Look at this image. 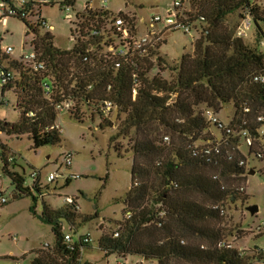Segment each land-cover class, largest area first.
<instances>
[{"label":"trees","instance_id":"trees-1","mask_svg":"<svg viewBox=\"0 0 264 264\" xmlns=\"http://www.w3.org/2000/svg\"><path fill=\"white\" fill-rule=\"evenodd\" d=\"M2 1L15 4V0ZM189 3L192 7L208 5V12L191 17L193 30L198 34L193 54L180 58L172 69L175 76L170 81L149 73L162 63L158 47L137 58L135 69L129 65L115 68L100 53L109 38L107 34L89 37L83 32V43H72L71 49L61 50L54 46L52 35L42 24L44 20L31 24L28 17L16 18L23 23L26 34L32 35L30 46L45 70L34 72L22 60L11 61L10 68L0 65V71L11 74L7 84L1 86L2 95L11 89H20L22 93L21 102L16 98L14 106L20 114L18 121L13 124L0 121V133L14 137L28 135L33 149L56 145L59 132L50 127L55 124L58 114L54 106L61 96L74 100V112L68 116L76 122L82 123L83 117L108 122L109 125L100 123L99 129L112 123L101 116L99 107L104 101L112 102L117 109L116 120L120 115L123 118L109 141L118 151L117 142L127 140L126 153L131 156L130 189L122 202V221L114 232L99 237V251L105 257H137L149 264L173 261L174 264H253V260L264 261V253L254 249L244 250V255H240L235 247L218 246L220 242L226 243L225 239L232 234L213 223L223 213L217 203L228 200L234 204L242 193L238 188L224 190L220 177L244 179L250 171L255 173V169H247L249 157L264 161V136L259 133L264 130V83L253 81L255 76L264 75V48L259 47L264 41L259 26L264 22V10L253 0H189ZM54 4L61 11L64 8L74 11L75 0H51L48 5H38L32 0L25 11L30 16L35 6ZM77 13L86 26L91 23L101 29L112 17L108 11L85 9ZM231 13H237V23L233 26L224 20ZM245 16L249 17L254 31V44L250 47L234 36ZM123 19L132 28L135 26L134 18ZM90 49L94 51L88 53ZM10 69L17 70L18 75V81L12 85L14 74ZM132 74L137 77L135 99L131 96ZM45 79L50 83V99L44 96L41 86ZM227 105L233 107L227 125L207 122L204 111L210 110L215 116ZM211 126L219 130L218 137L211 132ZM243 131L251 141L250 146L241 135ZM10 158L5 146L0 144L1 172L9 179L13 195L29 196L24 178L9 170L13 162ZM205 169L218 173L209 178ZM39 176L38 173L32 186L37 192ZM64 180L66 184L70 181L69 177ZM191 194L213 204L206 206L192 199ZM155 204L159 207H153ZM37 217L50 226L54 244L36 250L31 264H88L81 263V255L91 248L90 237L80 236L73 241L72 235L63 233V226L68 225L71 232L75 226L96 218V214L81 215L73 198V203L56 210L42 204Z\"/></svg>","mask_w":264,"mask_h":264},{"label":"rangeland","instance_id":"rangeland-1","mask_svg":"<svg viewBox=\"0 0 264 264\" xmlns=\"http://www.w3.org/2000/svg\"><path fill=\"white\" fill-rule=\"evenodd\" d=\"M30 3L32 0H19ZM51 1V0H49ZM56 2L60 0H54ZM101 1L107 2V11L112 16L119 14L134 18L139 34H144L150 29L152 16H160L165 19L167 11L174 2H182V7L190 17L208 12V5L203 7H192L189 0H75L74 11L59 10V5L35 6L33 15L27 18L31 24L44 20L47 26L52 27L50 34L53 37V44L56 48L65 50L71 49L72 21L67 19L77 11H82L86 3L90 8L96 10ZM264 10V0H253ZM225 23L233 26L237 23V13H231L225 17ZM260 29L264 32V22L259 23ZM154 29L162 33V42L157 48V53L162 59L160 67L154 66L149 72L150 75H158L166 81L175 76L180 58L183 55L193 54V44L198 34L191 30L190 33L182 31H170L161 25H154ZM7 32V33H6ZM254 31L249 28L243 42L247 46L254 44ZM0 47H10L13 52L4 57L0 52V65L9 67L11 61L21 60V56L30 53L32 35L26 34V29L18 19H9L6 27L0 26ZM24 63L28 60L22 59ZM10 68V67H9ZM14 74L13 82L18 81L17 70L10 69ZM0 98L7 101V104L0 105V121L9 124L16 123L19 119V111L15 109L17 102H21V90L11 89L1 93ZM199 109H203L200 107ZM233 116V107L227 105L218 114L216 119L227 125ZM118 121L117 117H111L110 126L99 129V124L109 125L107 121L93 118L92 121L82 118V123L76 122L68 114L57 115L55 124L60 128L59 143L48 145L38 149L32 148V141L28 135L18 137L7 136L0 133V144L5 146L6 155L12 157L13 162L9 170L18 173L24 178V187L30 189L29 196L13 198V187L9 179L2 174L0 161V193L7 200L5 205H0V264H13L18 261L20 264H31L34 253L43 245L52 247L54 238L50 226L38 219L41 213L42 204L48 205L51 209L63 207L62 199L75 198L79 213L83 216L96 218L84 224L72 228L69 232L68 225L64 224L63 233L72 235V240L80 236H89L90 249L84 250L81 255V263L88 264H149L137 257H105L97 247L98 239L102 234H110L116 230L118 223L122 221L124 213L123 199L130 189V168L131 156L127 151V140H119L118 151L109 139L114 135ZM103 125V126H104ZM214 136H219V130L211 126ZM69 160L66 166V160ZM247 169H255L254 175H247L244 179L220 177V186L227 191L235 188L241 189L238 200L232 204L228 200L218 202L223 213L213 223L215 227L221 228L225 233L232 236L225 239L237 249H244L247 252L257 249L264 251V161H258L252 157L248 158ZM39 173V192L32 189L34 180L32 175ZM206 175L210 178L218 172L213 169H205ZM49 174L62 175L53 183H47ZM65 178L70 179L66 184ZM220 190V189H219ZM191 198L210 206L213 203L205 200L200 195L191 194ZM32 199H35L33 202ZM159 204L153 207L157 208ZM257 207V212L251 215L247 208ZM34 207V212L32 208ZM197 242V241H196ZM247 257H250L248 254ZM152 264V263H150ZM170 264H174L170 262ZM253 264H264V261L253 260Z\"/></svg>","mask_w":264,"mask_h":264},{"label":"built area","instance_id":"built-area-1","mask_svg":"<svg viewBox=\"0 0 264 264\" xmlns=\"http://www.w3.org/2000/svg\"><path fill=\"white\" fill-rule=\"evenodd\" d=\"M35 4L38 5H48L49 0H33ZM27 3L25 1L15 0V4L10 5L5 1L0 0V26L6 27V23L9 19L18 18L26 19L29 17V13L25 11ZM70 8H64L63 11H69ZM88 9L91 11H107V2L101 1L99 8L93 10L90 8V4L87 2L83 10ZM82 10V11H83ZM123 17L125 15L119 14L116 17L112 16L104 26V29L97 28L91 23L86 26L85 20L79 17V14L75 12L73 17L67 15V19L72 21V30H71V41L75 45L83 43L82 33H86L89 37L101 36L104 34L108 35V39L101 46L102 51L101 57L105 60L113 63L115 68H119L121 65H129L132 69L136 68L135 60L137 58H142L148 55L149 51H152L162 42V33L154 29V25H161L164 29L170 31H182L183 33H190L193 30L194 25L190 22L191 17L182 7V2H174L172 7L167 11V16L165 19H162L160 16H152L149 23L150 29H148L144 34H139L137 31V26L132 28L128 22H126ZM196 18V17H195ZM198 20H203L200 16H197ZM43 26L47 31H52L51 26H47L45 22H42ZM251 22L248 16H245L241 19L235 30V38L244 39L246 38V32L251 28ZM2 37H0L1 40ZM260 48H264V41L259 44ZM93 49L88 50V53L93 52ZM0 52L4 55H11L13 50L10 47L1 48ZM26 59L27 65L34 72H42L45 70L43 63L36 61V54L32 50L30 53H27L21 56V60ZM23 61V60H22ZM11 74L9 72L0 71V85L4 86L10 80ZM132 89L131 96L132 99H135L137 93V77L135 74H132ZM253 81L264 83V75H258L253 78ZM50 83L47 79L42 82V89L44 91V96L47 99H50L51 88ZM7 104V101L0 98V105ZM75 104L72 98L61 96L59 102L55 103L54 111L56 114H69L74 112ZM244 113L247 112V109L243 110ZM99 113L104 118H113L117 117V109L110 101H104L99 107ZM31 115V114H30ZM205 119L208 123L218 124L219 121L216 119L214 114L210 110H206L203 113ZM258 121L261 120V117L257 118ZM244 124V121L242 122ZM226 127V126H224ZM50 129H54L60 133V128L57 124H53ZM261 136H264V130L260 132ZM241 135L245 137V142L247 145H251V141L246 134V132H241ZM164 141L167 142V138H164ZM12 161V158L9 159ZM69 160H66V165H68ZM38 176V173L32 175L33 180ZM62 175L58 174H49L46 178L47 183H53L57 179H62ZM65 179V177H64ZM7 200L0 193V205H5ZM62 203L71 204L73 203V198H63ZM126 217H129V214H126ZM117 236V235H115ZM69 236H65V240H69ZM86 240V239H85ZM218 246H223L225 248H233V245L229 242L219 243ZM240 255H244V249H237ZM264 253V251H262ZM143 263V262H142ZM13 264H20L18 261H15Z\"/></svg>","mask_w":264,"mask_h":264},{"label":"water","instance_id":"water-1","mask_svg":"<svg viewBox=\"0 0 264 264\" xmlns=\"http://www.w3.org/2000/svg\"><path fill=\"white\" fill-rule=\"evenodd\" d=\"M248 175H254V171H250ZM247 211L251 214L254 215L257 212V207H249L247 208Z\"/></svg>","mask_w":264,"mask_h":264},{"label":"crops","instance_id":"crops-1","mask_svg":"<svg viewBox=\"0 0 264 264\" xmlns=\"http://www.w3.org/2000/svg\"><path fill=\"white\" fill-rule=\"evenodd\" d=\"M7 23H8V21H7ZM7 23H6V26H7ZM7 33V32H6ZM0 41H2V38H1V40ZM9 93H11L10 91H8ZM12 197L13 198H16V196L15 195H12Z\"/></svg>","mask_w":264,"mask_h":264}]
</instances>
